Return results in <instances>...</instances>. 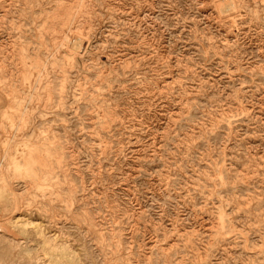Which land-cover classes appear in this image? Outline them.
Returning <instances> with one entry per match:
<instances>
[{
    "label": "rangeland",
    "instance_id": "374dc122",
    "mask_svg": "<svg viewBox=\"0 0 264 264\" xmlns=\"http://www.w3.org/2000/svg\"><path fill=\"white\" fill-rule=\"evenodd\" d=\"M0 256L264 264V0H0Z\"/></svg>",
    "mask_w": 264,
    "mask_h": 264
},
{
    "label": "bare ground",
    "instance_id": "6f19581e",
    "mask_svg": "<svg viewBox=\"0 0 264 264\" xmlns=\"http://www.w3.org/2000/svg\"><path fill=\"white\" fill-rule=\"evenodd\" d=\"M4 9V8H3ZM79 14V13H78ZM77 36V35H76ZM70 44V43H69ZM78 55V54H77ZM81 65V64H80ZM35 171V170H34ZM34 229V228H33ZM7 230V229H6ZM4 235V234H3ZM14 239V238H13ZM32 242V241H31ZM17 244V243H16ZM41 247V246H40ZM26 250V249H25ZM63 251V250H62ZM29 253V252H28ZM1 254H7L5 251L4 252H1ZM25 255V254H24ZM2 257V256H0ZM67 258V257H66ZM0 261H1V258H0Z\"/></svg>",
    "mask_w": 264,
    "mask_h": 264
}]
</instances>
